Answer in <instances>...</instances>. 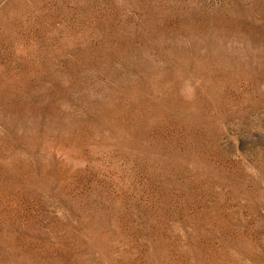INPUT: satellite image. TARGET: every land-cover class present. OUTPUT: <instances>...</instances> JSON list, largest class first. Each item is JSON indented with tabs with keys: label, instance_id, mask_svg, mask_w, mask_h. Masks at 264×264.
<instances>
[{
	"label": "rangeland",
	"instance_id": "rangeland-1",
	"mask_svg": "<svg viewBox=\"0 0 264 264\" xmlns=\"http://www.w3.org/2000/svg\"><path fill=\"white\" fill-rule=\"evenodd\" d=\"M0 264H264V0H0Z\"/></svg>",
	"mask_w": 264,
	"mask_h": 264
}]
</instances>
